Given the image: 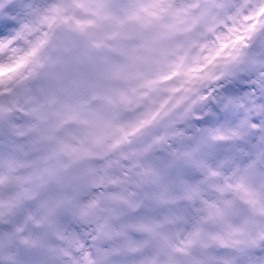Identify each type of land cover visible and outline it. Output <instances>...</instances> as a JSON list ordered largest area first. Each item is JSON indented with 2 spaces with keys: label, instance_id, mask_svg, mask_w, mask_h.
Returning a JSON list of instances; mask_svg holds the SVG:
<instances>
[{
  "label": "snow or ice",
  "instance_id": "6c2138e0",
  "mask_svg": "<svg viewBox=\"0 0 264 264\" xmlns=\"http://www.w3.org/2000/svg\"><path fill=\"white\" fill-rule=\"evenodd\" d=\"M0 264H264V0H0Z\"/></svg>",
  "mask_w": 264,
  "mask_h": 264
}]
</instances>
